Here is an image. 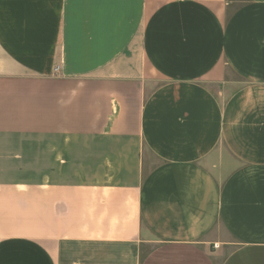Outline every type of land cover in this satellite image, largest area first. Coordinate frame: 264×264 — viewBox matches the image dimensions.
<instances>
[{
	"label": "crops",
	"instance_id": "1",
	"mask_svg": "<svg viewBox=\"0 0 264 264\" xmlns=\"http://www.w3.org/2000/svg\"><path fill=\"white\" fill-rule=\"evenodd\" d=\"M0 264H264V0H0Z\"/></svg>",
	"mask_w": 264,
	"mask_h": 264
},
{
	"label": "rangeland",
	"instance_id": "2",
	"mask_svg": "<svg viewBox=\"0 0 264 264\" xmlns=\"http://www.w3.org/2000/svg\"><path fill=\"white\" fill-rule=\"evenodd\" d=\"M149 249H150V246L147 249L145 248V252H144L145 255L147 254V252L149 251Z\"/></svg>",
	"mask_w": 264,
	"mask_h": 264
},
{
	"label": "built area",
	"instance_id": "3",
	"mask_svg": "<svg viewBox=\"0 0 264 264\" xmlns=\"http://www.w3.org/2000/svg\"><path fill=\"white\" fill-rule=\"evenodd\" d=\"M57 70H58V68H57ZM215 247H217V245H215Z\"/></svg>",
	"mask_w": 264,
	"mask_h": 264
}]
</instances>
